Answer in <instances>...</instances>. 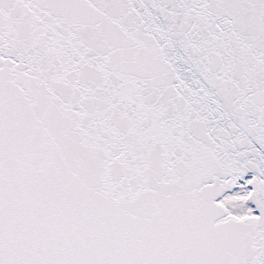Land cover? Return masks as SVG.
I'll use <instances>...</instances> for the list:
<instances>
[{
  "label": "snow or ice",
  "instance_id": "1",
  "mask_svg": "<svg viewBox=\"0 0 264 264\" xmlns=\"http://www.w3.org/2000/svg\"><path fill=\"white\" fill-rule=\"evenodd\" d=\"M0 264H264V0H0Z\"/></svg>",
  "mask_w": 264,
  "mask_h": 264
}]
</instances>
